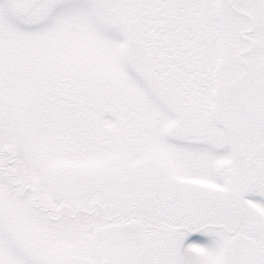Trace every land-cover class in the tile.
Instances as JSON below:
<instances>
[{"label": "snow or ice", "instance_id": "snow-or-ice-1", "mask_svg": "<svg viewBox=\"0 0 264 264\" xmlns=\"http://www.w3.org/2000/svg\"><path fill=\"white\" fill-rule=\"evenodd\" d=\"M0 264H264V0H0Z\"/></svg>", "mask_w": 264, "mask_h": 264}]
</instances>
